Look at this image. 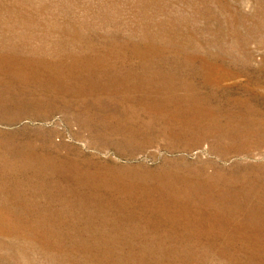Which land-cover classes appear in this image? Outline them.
<instances>
[{"label": "rangeland", "instance_id": "obj_1", "mask_svg": "<svg viewBox=\"0 0 264 264\" xmlns=\"http://www.w3.org/2000/svg\"><path fill=\"white\" fill-rule=\"evenodd\" d=\"M0 264H264V0H0Z\"/></svg>", "mask_w": 264, "mask_h": 264}, {"label": "bare ground", "instance_id": "obj_2", "mask_svg": "<svg viewBox=\"0 0 264 264\" xmlns=\"http://www.w3.org/2000/svg\"><path fill=\"white\" fill-rule=\"evenodd\" d=\"M43 166H45L44 168H45V170H47V171H52V170H56V166L53 164V163H46V164H44Z\"/></svg>", "mask_w": 264, "mask_h": 264}]
</instances>
